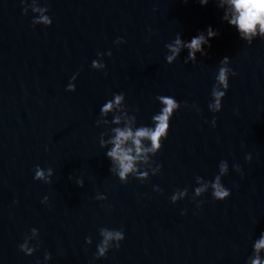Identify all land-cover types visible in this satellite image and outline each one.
Listing matches in <instances>:
<instances>
[{
    "label": "water",
    "instance_id": "water-1",
    "mask_svg": "<svg viewBox=\"0 0 264 264\" xmlns=\"http://www.w3.org/2000/svg\"><path fill=\"white\" fill-rule=\"evenodd\" d=\"M35 3L49 8L50 27H34L21 0H0V264H37L45 252L49 264H246L264 231V40L251 46L240 40L213 0L206 6L199 0ZM209 26L219 35L205 56L184 64L185 51L172 65L164 62V45L177 34L190 41ZM117 38L125 42L115 45ZM109 50L107 75L92 70L97 53ZM224 57L237 74L213 128L207 104ZM77 73L76 91L66 92ZM121 92L144 124L159 109L157 95L188 105L174 114L154 158L161 173L143 183L121 184L99 147L106 131L96 126L99 109ZM221 160L229 164L222 182L231 195L217 202L205 194L197 208L194 179L211 180ZM37 165L53 170L51 183L33 180ZM185 188L188 196L170 203L173 191ZM98 192L107 199L96 201ZM101 227L123 229L125 239L94 261ZM31 228L39 230L40 247L25 257L18 245Z\"/></svg>",
    "mask_w": 264,
    "mask_h": 264
},
{
    "label": "clouds",
    "instance_id": "clouds-1",
    "mask_svg": "<svg viewBox=\"0 0 264 264\" xmlns=\"http://www.w3.org/2000/svg\"><path fill=\"white\" fill-rule=\"evenodd\" d=\"M188 0H184L187 3ZM210 0H199L201 6H206ZM219 9L223 11L222 22H226L230 27H233L238 38L251 46L253 41L260 39L264 40V0H213ZM22 14L27 16L29 11L32 13L31 24L48 28L52 24V18L49 15V8L35 3V0H21ZM219 33L211 26L205 32H200L190 39L185 41L180 34L170 42L164 45L166 54L164 62L167 65H172L176 62L182 52H187L183 63L195 64L197 62V54L201 57L207 54L206 49L209 48L210 41L218 36ZM125 41L123 38H117L114 41L115 45H121ZM112 53L109 50L106 53H97V59L92 60L90 67L97 72H104L106 65L103 62L104 56L111 57ZM236 72L230 67V58L224 57L218 63L217 70L213 77V85L209 92V103L207 109L212 113L210 121L211 126H216V114L222 110V101L229 90L230 77L236 76ZM77 74H73L70 78L66 92H75V81ZM159 109L154 113L150 122L147 124L140 123L137 116L132 114L127 107L125 94L113 93L111 98L106 100L99 109V115L96 120L97 127H103L105 132L99 137V147L104 149L105 158L109 161V173L116 177L121 184H128L131 180H136L141 183L147 181L149 176H157L161 173L162 165L154 159L161 150L162 143L168 137L170 122L176 112L181 107H188L186 102L178 101L174 96L161 94L155 97ZM191 108L200 113V109L196 104H192ZM234 111H238L234 110ZM111 117V119H109ZM209 123V121H205ZM245 162H250L251 154L244 157ZM232 171L243 175L239 164L233 163ZM229 173V164L226 160H221L217 166V173L211 180L201 176H196L194 179L195 186L192 189V200L195 206L199 208L201 202L200 197L205 194L211 195V198L217 202H223L231 195V189L226 187L222 182V178ZM53 170L41 168L37 165L34 169L33 180L44 184L51 183ZM77 187H83L82 179L76 180ZM233 187L237 185L233 184ZM153 192L162 193L158 185H154ZM188 196V189L174 190L170 196V203L173 205L178 201L184 200ZM107 199L104 194L97 193L95 200L103 202ZM41 204H48V197L45 196L41 200ZM184 215V212H181ZM99 242L96 244V250L93 256L94 261H99L106 258L107 253L112 249H119L121 243L125 239L123 229H109L101 227L98 230ZM35 241V243H33ZM85 246L92 244L91 237H86L84 240ZM39 230L31 228L23 237V242L18 245V251L25 257H32L39 249ZM52 260L50 253L45 252L43 262L37 261V264H49ZM246 264H264V231L252 241L251 254L248 256Z\"/></svg>",
    "mask_w": 264,
    "mask_h": 264
}]
</instances>
